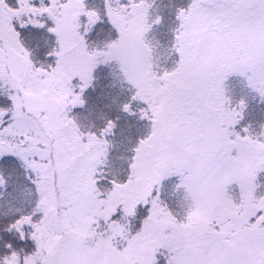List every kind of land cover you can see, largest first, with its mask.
<instances>
[{
    "label": "snow or ice",
    "instance_id": "6c2138e0",
    "mask_svg": "<svg viewBox=\"0 0 264 264\" xmlns=\"http://www.w3.org/2000/svg\"><path fill=\"white\" fill-rule=\"evenodd\" d=\"M0 264H264V0H0Z\"/></svg>",
    "mask_w": 264,
    "mask_h": 264
}]
</instances>
